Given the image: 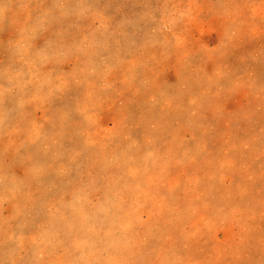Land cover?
Returning a JSON list of instances; mask_svg holds the SVG:
<instances>
[{
    "label": "rangeland",
    "instance_id": "374dc122",
    "mask_svg": "<svg viewBox=\"0 0 264 264\" xmlns=\"http://www.w3.org/2000/svg\"><path fill=\"white\" fill-rule=\"evenodd\" d=\"M0 264H264V0H0Z\"/></svg>",
    "mask_w": 264,
    "mask_h": 264
}]
</instances>
